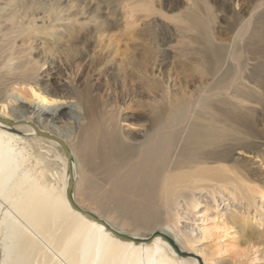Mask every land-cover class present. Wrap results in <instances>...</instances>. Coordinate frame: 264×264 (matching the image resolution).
<instances>
[{"label":"bare ground","instance_id":"1","mask_svg":"<svg viewBox=\"0 0 264 264\" xmlns=\"http://www.w3.org/2000/svg\"><path fill=\"white\" fill-rule=\"evenodd\" d=\"M80 1H17L21 9L8 0L6 10L0 7V89L7 80H19L27 81L29 92H34L45 64L47 74L58 70L52 52L73 31L65 26L63 10ZM190 20L205 27L196 15ZM37 29L55 47L46 50L47 59L40 64L27 44L37 36ZM232 29V39L239 43L234 49L210 41L203 46L200 55L210 78L194 93L165 83L159 97L146 103L119 101L105 111L95 103L82 105L83 117L64 115L58 109L46 116L43 110V126L22 114L9 117L0 107V116L24 120L13 126L0 122V264H200L195 257L177 254L160 236L147 242L120 239L75 210L66 197V153L34 127L68 146L76 204L118 232L146 238L159 231L180 251L198 256L202 264H215L213 254L225 252L227 242L240 246L257 241L255 225L264 228V184L247 167L250 162L233 153L250 147L243 134L264 111L257 95V88H264V0H252L239 9ZM244 52L252 55L251 61H242ZM137 61L132 57L125 63L133 66ZM247 69L251 80H245ZM151 82L147 80V87L153 93L156 86L152 88ZM137 83L144 85L146 80ZM44 90L33 100L52 101L49 89ZM66 116L67 125L48 124ZM28 139L42 152L55 151L60 162L59 169L50 173L55 183L45 181L43 169L32 174L28 168L30 154L24 145ZM80 183L84 200L76 196ZM198 212L213 220L220 217L221 223L212 231H200ZM211 235L220 240L203 244Z\"/></svg>","mask_w":264,"mask_h":264},{"label":"rangeland","instance_id":"2","mask_svg":"<svg viewBox=\"0 0 264 264\" xmlns=\"http://www.w3.org/2000/svg\"><path fill=\"white\" fill-rule=\"evenodd\" d=\"M7 1H0L2 10L8 8ZM9 1L16 3L17 8L22 5L17 2L21 0ZM251 1L81 0L80 5L63 10V17L68 20L65 26L72 28L73 31L71 34H65L59 42L60 45L57 44L58 47L52 52L58 70L56 72L50 70V74H47L49 71L45 64L42 78L34 84V92H29L27 81L14 80L7 83L10 81L7 80L6 85L0 89V107L1 109L4 107L9 117L22 114L21 116H26L35 125L43 126L46 123L42 119L43 110L47 111L46 116L50 115L51 110L58 109L63 110L64 115L75 113L81 117L82 105L95 103L105 111L119 101L127 105L139 101L146 103L159 97L165 83L169 86L175 83V86L180 85L189 94L194 93L206 87L210 78L206 75L205 62L200 55L203 46L210 41L213 46L219 45L230 50L237 47L239 43L232 39L233 19L235 13L239 9L244 10ZM146 5L150 9L147 10L144 7ZM191 15L205 21V27L194 26L190 20ZM59 28L58 24L54 26L55 31ZM39 30L41 29L35 31L37 36L29 39L27 44L33 48L32 54L40 64L47 59L46 50L54 47V44L51 43L49 36L41 34ZM180 51L186 54H181ZM251 56L249 52H244V58L241 59L243 62L251 61ZM132 57L138 60L134 67L125 63ZM126 70L131 71L130 75L125 73ZM246 76L245 80L253 78L249 69L245 71ZM142 78L146 83L139 85L137 82ZM147 80H152V88L156 86L153 93L147 87ZM44 89H49L48 96L53 100L44 102L33 100L34 95H39L35 93L45 92ZM257 91L258 104L264 107V88H257ZM29 95L34 97L31 99ZM263 112L259 111L252 120L250 131L243 134L249 145L251 142L250 147L236 149V154L233 155H242L250 162L247 167L264 184ZM67 123L66 116L60 122L50 121L48 124ZM30 140L24 143L30 154L28 168L30 166L33 168H30L32 174H37L43 169L45 181L55 183L50 174L51 170L60 167V162L53 155L55 151L49 154L42 152V149ZM76 192L79 200L85 199L81 183ZM1 208L5 209L6 205L2 203ZM198 213L200 216L203 215L201 212ZM220 220V217L213 220L210 216H202L198 220V230L212 231L211 227L220 224ZM255 228L259 237L257 241L240 246L227 242L223 247L226 249L225 252L213 254L215 264H264V228L258 225H255ZM212 236L204 240L203 244L210 245L220 240ZM226 241L227 238L220 243L223 245Z\"/></svg>","mask_w":264,"mask_h":264},{"label":"water","instance_id":"3","mask_svg":"<svg viewBox=\"0 0 264 264\" xmlns=\"http://www.w3.org/2000/svg\"><path fill=\"white\" fill-rule=\"evenodd\" d=\"M0 122L7 124L9 126H13L15 124L18 123H23L24 120L23 119H15V121L10 120L8 118H4L2 116H0ZM30 124V123H29ZM34 127V126H33ZM35 131L37 134H40L42 136L48 137L50 139L55 140L56 142L59 143V145L61 146V148L64 150V152L66 153L67 156V174H68V181H67V187H66V197L67 200L69 201L70 205L77 211H79L81 214L85 215L86 217L100 223L103 224V226L109 230L110 232H112L116 237L120 238V239H124V240H133L135 242H147L150 241L151 239H153L155 236H160L161 238H163L164 240H166L169 245L176 251L177 254L181 255V256H191V257H195L197 259V261L202 264L201 259L198 256L192 255V254H187L185 252H182L178 249L177 245H175L172 241V239H170L168 236H166L165 234L160 233L159 231H154L150 236L146 237V238H135L133 236H130L128 234L122 233V232H118L117 230L113 229L103 218L98 217L96 214L82 209L81 207H79L76 202L73 199V181H74V177H73V173H72V155L69 151L68 146L65 144V142L58 138L57 136L53 135V134H49L48 132L45 131H41L38 130L34 127ZM15 131V130H12ZM16 132V131H15Z\"/></svg>","mask_w":264,"mask_h":264}]
</instances>
